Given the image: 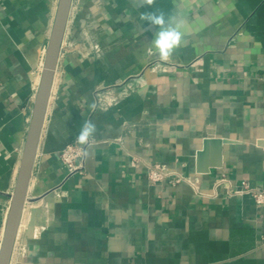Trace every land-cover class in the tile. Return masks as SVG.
I'll return each mask as SVG.
<instances>
[{
  "label": "crops",
  "instance_id": "0c3cea01",
  "mask_svg": "<svg viewBox=\"0 0 264 264\" xmlns=\"http://www.w3.org/2000/svg\"><path fill=\"white\" fill-rule=\"evenodd\" d=\"M57 4L0 0V244ZM64 41L11 264H264V0H73Z\"/></svg>",
  "mask_w": 264,
  "mask_h": 264
},
{
  "label": "water",
  "instance_id": "95a60500",
  "mask_svg": "<svg viewBox=\"0 0 264 264\" xmlns=\"http://www.w3.org/2000/svg\"><path fill=\"white\" fill-rule=\"evenodd\" d=\"M73 0H58L54 22L44 55L39 85L33 102L31 119L20 160L18 175L11 195L2 241L0 264H11L19 228L27 201L39 143L46 120L54 76L63 48V42L70 20ZM264 148V141L261 142Z\"/></svg>",
  "mask_w": 264,
  "mask_h": 264
},
{
  "label": "built area",
  "instance_id": "2783aa9c",
  "mask_svg": "<svg viewBox=\"0 0 264 264\" xmlns=\"http://www.w3.org/2000/svg\"><path fill=\"white\" fill-rule=\"evenodd\" d=\"M71 16V15H70ZM96 52H100V47L95 46ZM90 141L87 143L81 144L77 139L65 146L59 154L60 160L63 165L66 167L68 175H74L77 173H82L85 166V145H88ZM149 171V179L152 183H160L164 181L169 173L166 169L158 164L152 165L148 169ZM184 178H177L172 180L174 184H179L183 182ZM243 187L240 190V193H247L251 195L257 204L264 203V192L259 189L249 188L247 185L243 184Z\"/></svg>",
  "mask_w": 264,
  "mask_h": 264
},
{
  "label": "clouds",
  "instance_id": "9594fccd",
  "mask_svg": "<svg viewBox=\"0 0 264 264\" xmlns=\"http://www.w3.org/2000/svg\"><path fill=\"white\" fill-rule=\"evenodd\" d=\"M145 3L151 5L154 3V0H145ZM141 19L151 23L153 26H157L160 29L151 45L154 50L159 53L161 60H168L173 54V51L182 43L181 32L167 24L165 16L162 12L159 14L154 12L145 13L141 15ZM95 130L96 128L93 123L85 121L80 133L77 136V140L81 144L87 143L89 137L95 133Z\"/></svg>",
  "mask_w": 264,
  "mask_h": 264
},
{
  "label": "bare ground",
  "instance_id": "6f19581e",
  "mask_svg": "<svg viewBox=\"0 0 264 264\" xmlns=\"http://www.w3.org/2000/svg\"><path fill=\"white\" fill-rule=\"evenodd\" d=\"M42 65H43V63H42ZM39 81H40V79H39ZM39 85V84H38ZM51 98V97H50ZM20 231H21V227L19 228V233H20ZM19 235V234H18Z\"/></svg>",
  "mask_w": 264,
  "mask_h": 264
},
{
  "label": "rangeland",
  "instance_id": "374dc122",
  "mask_svg": "<svg viewBox=\"0 0 264 264\" xmlns=\"http://www.w3.org/2000/svg\"><path fill=\"white\" fill-rule=\"evenodd\" d=\"M65 42V41H64ZM64 48V47H63Z\"/></svg>",
  "mask_w": 264,
  "mask_h": 264
}]
</instances>
